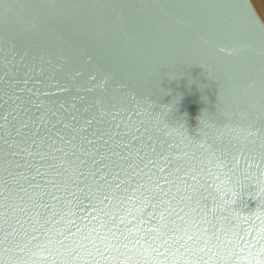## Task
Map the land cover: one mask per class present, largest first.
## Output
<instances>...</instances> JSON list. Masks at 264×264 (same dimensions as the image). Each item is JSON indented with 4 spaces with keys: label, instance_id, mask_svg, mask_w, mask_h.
<instances>
[{
    "label": "water",
    "instance_id": "obj_1",
    "mask_svg": "<svg viewBox=\"0 0 264 264\" xmlns=\"http://www.w3.org/2000/svg\"><path fill=\"white\" fill-rule=\"evenodd\" d=\"M259 17L0 0V264H264Z\"/></svg>",
    "mask_w": 264,
    "mask_h": 264
},
{
    "label": "bare ground",
    "instance_id": "obj_2",
    "mask_svg": "<svg viewBox=\"0 0 264 264\" xmlns=\"http://www.w3.org/2000/svg\"><path fill=\"white\" fill-rule=\"evenodd\" d=\"M259 14L264 13V0H250ZM260 16V15H259Z\"/></svg>",
    "mask_w": 264,
    "mask_h": 264
},
{
    "label": "clouds",
    "instance_id": "obj_3",
    "mask_svg": "<svg viewBox=\"0 0 264 264\" xmlns=\"http://www.w3.org/2000/svg\"><path fill=\"white\" fill-rule=\"evenodd\" d=\"M259 18H260V21H261L262 23H264V13H261Z\"/></svg>",
    "mask_w": 264,
    "mask_h": 264
},
{
    "label": "rangeland",
    "instance_id": "obj_4",
    "mask_svg": "<svg viewBox=\"0 0 264 264\" xmlns=\"http://www.w3.org/2000/svg\"><path fill=\"white\" fill-rule=\"evenodd\" d=\"M252 3V2H251ZM253 5V4H252ZM253 7H254V5H253ZM255 8V7H254ZM255 10H256V8H255ZM256 12H257V10H256ZM258 13V12H257ZM258 15H260L259 13H258Z\"/></svg>",
    "mask_w": 264,
    "mask_h": 264
}]
</instances>
